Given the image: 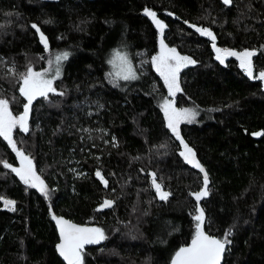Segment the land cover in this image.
I'll return each mask as SVG.
<instances>
[{
    "label": "trees",
    "instance_id": "16d2710c",
    "mask_svg": "<svg viewBox=\"0 0 264 264\" xmlns=\"http://www.w3.org/2000/svg\"><path fill=\"white\" fill-rule=\"evenodd\" d=\"M161 40L196 61L181 69L174 97L152 64ZM213 43L255 51L253 77L233 56L221 64ZM62 50L69 55L56 93L33 101L27 133H12L47 195L4 167L19 160L0 137V197L15 201V210L0 201V264H66L54 250L51 212L103 230L105 239L83 248V264H169L195 234L198 207L205 232L221 240L231 232L220 264H264V134L256 135L264 133L256 78L264 71V0H0V98L13 114L27 102L21 74ZM117 50L136 79L112 76ZM169 97L196 112L178 131L208 175L199 204L191 193L204 187V173L183 159L165 123L161 103ZM105 200L112 206L101 208Z\"/></svg>",
    "mask_w": 264,
    "mask_h": 264
},
{
    "label": "snow or ice",
    "instance_id": "6c2138e0",
    "mask_svg": "<svg viewBox=\"0 0 264 264\" xmlns=\"http://www.w3.org/2000/svg\"><path fill=\"white\" fill-rule=\"evenodd\" d=\"M225 5H230L232 0H223ZM145 14L150 16L153 22L156 24L157 28L160 29L161 33L165 28L162 21L156 18V13L145 9ZM33 28L39 32V28L36 25H32ZM195 27V26H193ZM196 31L200 32L201 35H207L215 41V36L213 33L206 28H196ZM41 42L44 44L45 50H48L47 39L41 33ZM161 43V51L157 56L152 57V64L154 65L156 71L164 79L165 85L168 89L169 96L174 97L177 92L181 91L179 85V73L182 68L187 67L189 64H195L196 61L192 60L190 57L181 56L175 48H168L164 44L163 40ZM213 48L215 49L217 55L216 59L220 61L221 64L225 62L224 58L226 56H234L240 61V66L246 71V74L252 78L253 77V66L252 57L256 55L255 51L245 49L242 52H237L235 50L220 49L217 48L215 43H213ZM68 53L63 52L55 57L57 64L54 76L49 78L47 76V70L45 72L34 71L31 67L28 68L27 72L21 74L22 86L19 88L20 95L26 99L24 104V111L19 116H13L12 112L9 110V101L6 99H0V137L8 142L12 150L16 152L17 156L20 157L21 167L12 168L11 170L15 172L20 179L25 184H30L32 187L39 186L41 191H44L43 181L36 174L32 160L19 150L16 146L15 141L12 138L13 130L17 127L22 132L27 133L29 131L28 119L29 113L33 101L38 97L47 99L49 93H56V89L53 87L54 79L58 78L60 75V62L68 58ZM116 57L120 61L119 71L116 75L124 80L136 79V75L130 66L127 57L120 55L117 52ZM51 63V61H50ZM110 63L115 64V61H110ZM260 80H264V71L258 74L256 77ZM63 95V93H57ZM164 115L167 120V127L176 135V138L181 141L185 151L181 152V156L193 167L198 168L200 172L204 173L203 183L204 187L191 195L195 198L197 203L208 196V175L205 169L195 158L194 151L188 147L186 143L182 140L179 134V125L181 122L187 121L192 122L195 118L196 112L192 109H179L175 107L174 100L164 99L161 105ZM264 133H256V135H261ZM4 167L11 168L6 162ZM96 175L102 180V182L107 186V181L103 179L99 172ZM153 185L162 200H166L169 193L161 190L160 184L156 183L155 174L153 173ZM45 195L47 193L45 192ZM0 201H3L5 207H9L10 210H15V201L5 200L0 197ZM113 204L111 200H105L101 205V208H109ZM198 214L194 216L196 223L195 234L191 240V243L186 247H181L175 253L172 264H220L222 254L225 251L226 244L230 243L227 237L231 234L229 231L225 234L223 240L215 238L208 235L203 228L205 222L204 211L202 208H197ZM53 219L56 221L61 242L57 245V251L60 256L67 262V264H83V248L87 244H98L101 240L105 239V235L102 229L94 227H85L71 223L70 221L64 220L63 218H58L53 215Z\"/></svg>",
    "mask_w": 264,
    "mask_h": 264
},
{
    "label": "rangeland",
    "instance_id": "374dc122",
    "mask_svg": "<svg viewBox=\"0 0 264 264\" xmlns=\"http://www.w3.org/2000/svg\"><path fill=\"white\" fill-rule=\"evenodd\" d=\"M151 18V17H150ZM152 19V18H151ZM156 25V24H155ZM159 31H160V29H158ZM37 34H38V39H39V41L41 42V32L39 31V32H37ZM42 43V42H41ZM43 44V43H42ZM229 50H232V49H229ZM245 49H242V50H235V51H237V52H242V51H244ZM248 50V49H247ZM160 51H161V43H160V41H159V43H158V51H157V53H156V55L155 56H157L159 53H160ZM63 52H67V51H65V50H62V51H58V52H55V53H52L51 55H48V57H47V59H46V61H44V64H43V66H41L40 68H37V69H33L32 67V69L34 70V71H38V72H45V70H47V76L49 77V78H51V77H53L54 76V73H55V71H56V68H57V64H56V61H55V57H56V55H58V54H60V53H63ZM117 52H119L120 53V55H122V56H126V54L123 52V51H121V50H117V51H115L111 56H110V58H109V68H110V71H111V74H112V76H114V77H116V78H121V77H119V76H117L116 75V72H118L119 71V65H120V61H119V59L116 57V53ZM140 55V61H144V62H146L147 61V59H146V57L145 56H143L142 54H139ZM127 57V56H126ZM234 57V56H233ZM235 59H236V61L238 62V64L240 65V61L236 58V57H234ZM127 60H128V57H127ZM50 61H51V63H50ZM110 61H115V64H113V63H110ZM63 62H64V60H62L61 62H60V65H59V68H60V73H61V69H62V64H63ZM29 68V67H28ZM28 68L24 71V73H26L27 72V70H28ZM243 69V68H242ZM244 70V69H243ZM245 71V70H244ZM246 72V71H245ZM257 74H259V73H257ZM261 81V84L264 86V80H260ZM22 86V79H20V86H19V88ZM0 99H3V98H0ZM167 99H169V100H173L171 97H169V98H167ZM163 102H164V100L162 101V103H161V105L163 104ZM175 107L176 108H179V109H183L184 107H182V106H178V105H176L175 104ZM10 110V109H9ZM11 111V110H10ZM162 111H163V109H162ZM13 114V113H12ZM17 114H13V116H16ZM163 115H164V111H163ZM164 119H165V123L167 124V120H166V117H165V115H164ZM171 130V129H170ZM3 138V137H2ZM6 141V140H5ZM6 143L8 144V142L6 141ZM9 145V144H8ZM10 146V145H9ZM185 151V149H184V147H183V145H181V149H180V153L181 152H184ZM183 157V156H182ZM183 159H184V157H183ZM185 160V159H184ZM186 161V160H185ZM192 165V164H191ZM21 167V162L19 161L16 165H13V166H11V169L12 168H20ZM15 173V172H14ZM37 174V173H36ZM15 175L20 179V177L15 173ZM38 175V174H37ZM39 176V175H38ZM40 177V176H39ZM40 179H41V177H40ZM21 180V179H20ZM42 180V179H41ZM22 181V180H21ZM23 182V181H22ZM27 185H30V184H27ZM31 186V185H30ZM43 186H44V184H43ZM36 189H38V190H40L41 191V189H40V187L39 186H37V187H35ZM43 192H45V186H44V191Z\"/></svg>",
    "mask_w": 264,
    "mask_h": 264
},
{
    "label": "water",
    "instance_id": "95a60500",
    "mask_svg": "<svg viewBox=\"0 0 264 264\" xmlns=\"http://www.w3.org/2000/svg\"><path fill=\"white\" fill-rule=\"evenodd\" d=\"M23 111H24V107L22 108V110H21L20 112L17 113L16 116L21 115V114L23 113ZM15 153H16V152H15ZM16 156H17V154H16ZM17 158H18V160L21 162L20 157L17 156ZM53 215H55V216L58 217V218H63L64 220L70 221L71 223L76 224V225L85 226V227H94V228H98V227H97L95 224H93V223H89V222H77V221H74V220L69 219L68 217H66V216H64V215H62V214H57V213H55V212H51V213H50V216H49V217H50V220L52 221V223H53V225H54V228H55V230H56V234H57V240H56L55 243H54V250H55L56 254L58 255V257H59L64 263L67 264V262L63 259L62 256H60V254H59L58 251H57V245L61 242V240H60L59 229H58V226H57L56 221L53 219ZM206 233H207V232H206ZM207 234H208V233H207ZM208 235H210V234H208ZM193 236H194V235H193ZM193 236L189 239V241H188L187 243L178 246V247L174 250V252L172 253V255H171V257H170L169 264H172V259H173L174 255H175V253L179 250V248H181V247H186V246H188V245L191 243V240H192ZM210 236H213V237L217 238V237L214 236V235H210ZM101 241H102V240H101ZM101 241H100V242H101ZM100 242H99V243H100ZM99 243H98V244H99ZM98 244H87V245H85L84 247H86V246H91V245H98ZM225 248H226V246H225ZM223 254H224V253H223ZM223 254H222V258H223ZM222 258H221V261H222ZM220 263H221V262H220Z\"/></svg>",
    "mask_w": 264,
    "mask_h": 264
}]
</instances>
